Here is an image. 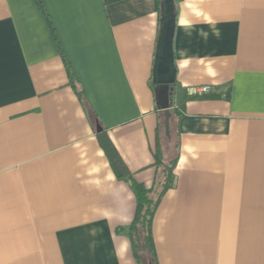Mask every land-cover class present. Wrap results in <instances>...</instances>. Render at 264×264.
<instances>
[{
	"label": "crops",
	"instance_id": "crops-1",
	"mask_svg": "<svg viewBox=\"0 0 264 264\" xmlns=\"http://www.w3.org/2000/svg\"><path fill=\"white\" fill-rule=\"evenodd\" d=\"M161 1L0 0V264H136V197L97 134L136 183L161 176ZM174 10L177 159L151 221L156 261L264 264V0Z\"/></svg>",
	"mask_w": 264,
	"mask_h": 264
},
{
	"label": "trees",
	"instance_id": "trees-1",
	"mask_svg": "<svg viewBox=\"0 0 264 264\" xmlns=\"http://www.w3.org/2000/svg\"><path fill=\"white\" fill-rule=\"evenodd\" d=\"M39 0H37L38 2ZM177 0H173L174 7ZM163 1H161V4ZM71 84L73 81L70 79ZM177 111H170V117L176 116ZM164 124H158L155 152L152 155L154 159L153 165L159 169L161 176L155 179L152 187L146 188L144 185L136 183L133 175L127 170V167L119 157L114 146L110 144L104 132L97 134L98 145L101 147L118 180L129 184L134 196L136 197V208L132 221L127 228V237L130 242V248L134 262L136 264H158L152 233V220L155 215L156 207H158L163 194L174 187L175 176L173 170L176 164L177 155L176 145L173 140L174 134H171L172 142H169L164 135ZM162 132V133H161ZM168 141V142H167Z\"/></svg>",
	"mask_w": 264,
	"mask_h": 264
},
{
	"label": "water",
	"instance_id": "water-1",
	"mask_svg": "<svg viewBox=\"0 0 264 264\" xmlns=\"http://www.w3.org/2000/svg\"><path fill=\"white\" fill-rule=\"evenodd\" d=\"M175 7L173 0H163L160 17L161 36H160V52L156 55V64L153 71V82L157 85L158 95L160 97L161 109L163 110L162 116H164V132L169 137V103L167 100L169 89L175 82L176 69L173 63V38L175 32ZM165 99L162 100V96ZM100 131V128L96 130Z\"/></svg>",
	"mask_w": 264,
	"mask_h": 264
},
{
	"label": "built area",
	"instance_id": "built-area-1",
	"mask_svg": "<svg viewBox=\"0 0 264 264\" xmlns=\"http://www.w3.org/2000/svg\"><path fill=\"white\" fill-rule=\"evenodd\" d=\"M209 91H210V88H208V86H203V87L194 88L192 93L195 95H202L204 93H208Z\"/></svg>",
	"mask_w": 264,
	"mask_h": 264
},
{
	"label": "rangeland",
	"instance_id": "rangeland-1",
	"mask_svg": "<svg viewBox=\"0 0 264 264\" xmlns=\"http://www.w3.org/2000/svg\"><path fill=\"white\" fill-rule=\"evenodd\" d=\"M162 133V132H161Z\"/></svg>",
	"mask_w": 264,
	"mask_h": 264
}]
</instances>
